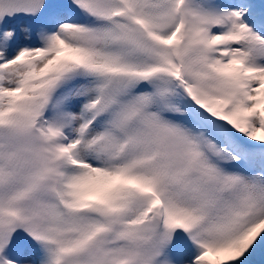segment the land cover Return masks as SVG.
Segmentation results:
<instances>
[{
  "label": "snow or ice",
  "instance_id": "obj_1",
  "mask_svg": "<svg viewBox=\"0 0 264 264\" xmlns=\"http://www.w3.org/2000/svg\"><path fill=\"white\" fill-rule=\"evenodd\" d=\"M0 264H264V0H0Z\"/></svg>",
  "mask_w": 264,
  "mask_h": 264
}]
</instances>
